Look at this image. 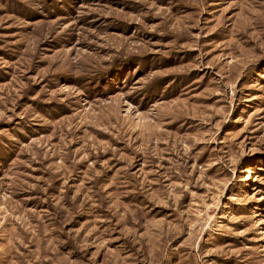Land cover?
<instances>
[{"label": "rangeland", "instance_id": "1", "mask_svg": "<svg viewBox=\"0 0 264 264\" xmlns=\"http://www.w3.org/2000/svg\"><path fill=\"white\" fill-rule=\"evenodd\" d=\"M0 264H264V0H0Z\"/></svg>", "mask_w": 264, "mask_h": 264}]
</instances>
